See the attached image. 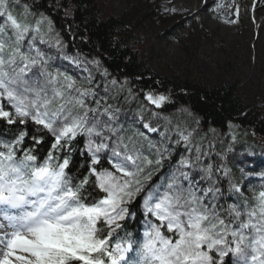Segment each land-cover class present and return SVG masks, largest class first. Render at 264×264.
Segmentation results:
<instances>
[{
    "label": "snow or ice",
    "instance_id": "obj_1",
    "mask_svg": "<svg viewBox=\"0 0 264 264\" xmlns=\"http://www.w3.org/2000/svg\"><path fill=\"white\" fill-rule=\"evenodd\" d=\"M19 6L0 0V124L15 129L0 140V264H130V253L131 264H264V187L246 195L248 184L234 178L224 154L214 163L189 148L192 132L178 131L167 145L149 142L145 154L136 139L144 133L125 136L94 87L53 70L37 46L47 18L25 23L13 15ZM144 99L157 108L167 101L151 92ZM77 137L87 164L73 177L68 153ZM182 142L189 154L151 183L171 145ZM234 160L242 176L257 171L245 167L247 156ZM137 197L144 224L134 237L124 222Z\"/></svg>",
    "mask_w": 264,
    "mask_h": 264
},
{
    "label": "rangeland",
    "instance_id": "obj_2",
    "mask_svg": "<svg viewBox=\"0 0 264 264\" xmlns=\"http://www.w3.org/2000/svg\"><path fill=\"white\" fill-rule=\"evenodd\" d=\"M100 2L105 12L123 18L135 30L142 44L143 56L159 75H183L184 79L190 80L202 77L222 84H235L252 103L264 106V64H261L264 60V15H254L249 8H242V0H234L233 7L228 9V18L214 9L207 11L204 6L208 0ZM24 5H27V14ZM12 12L28 24L34 25L41 16L51 22V31L47 21L42 25L45 42L37 45L51 57V66L67 71L85 87H94L97 98L102 100L101 108L110 106L115 122L123 128L125 136L144 133L146 139L139 136L136 139L145 154L151 151L149 142L157 146L167 145L169 140L177 138L178 131L192 132L189 148H200L202 152L209 153L214 163L216 153L224 154L234 178L241 185L248 184L249 192L246 195H250L253 189L264 187V140L255 132L236 122H231L227 130L210 126L202 131L199 127L200 117L188 105L177 106L170 111V107H166L171 101L168 94L150 88H137L129 78L121 79L113 75L98 58L71 50L50 16L46 12L36 11L29 1L20 0V6L13 7ZM57 40L60 41L59 45ZM93 61H99V67ZM105 70L107 75L104 74ZM89 73L91 85L87 80ZM113 81L116 83L113 84ZM148 92L154 96L164 95L167 101L157 108L145 101L144 95ZM146 123L158 131L151 132L144 128ZM232 136L237 137L235 143L231 140ZM229 145L232 152L228 151ZM171 147V155L164 160L160 169L152 173L151 183H159L164 175L176 168L182 157L189 154L183 142L179 145L173 143ZM154 155L152 151L150 158ZM245 156L248 161L245 167L256 168L257 171L242 176L237 171L240 166L235 163L234 157L243 159ZM133 256L136 260L135 253Z\"/></svg>",
    "mask_w": 264,
    "mask_h": 264
},
{
    "label": "trees",
    "instance_id": "obj_3",
    "mask_svg": "<svg viewBox=\"0 0 264 264\" xmlns=\"http://www.w3.org/2000/svg\"><path fill=\"white\" fill-rule=\"evenodd\" d=\"M36 11L46 12L71 50L96 57L118 78H129L137 88L168 94L166 107L188 105L200 117V130L210 126L227 130L236 122L255 132L264 140V106L252 103L237 85H227L197 77L184 79L183 75H159L142 54V44L135 30L114 14L104 11L100 0H26ZM53 70L55 67H52ZM15 129L0 124V140L11 139ZM31 145V141H27ZM50 138L38 148L41 157L49 151ZM70 175L79 177L85 172L87 158L83 138L72 143ZM137 201L130 206L133 217L124 222V231L134 237L142 236L144 219Z\"/></svg>",
    "mask_w": 264,
    "mask_h": 264
},
{
    "label": "bare ground",
    "instance_id": "obj_4",
    "mask_svg": "<svg viewBox=\"0 0 264 264\" xmlns=\"http://www.w3.org/2000/svg\"><path fill=\"white\" fill-rule=\"evenodd\" d=\"M233 3H234V0H208L207 5H205L204 7H206L207 11H211L214 9L221 16L228 18V15L230 14L228 9L230 7H233ZM241 6L242 8H249V10L254 15H264V0H242ZM200 9H203V8H200ZM233 13L236 14L234 11ZM258 40L259 38L256 39V43H258ZM259 55L263 57L262 54H259ZM262 61L263 62L261 64H264V60ZM262 66L263 65H261L260 67ZM255 76H257V73H255Z\"/></svg>",
    "mask_w": 264,
    "mask_h": 264
}]
</instances>
